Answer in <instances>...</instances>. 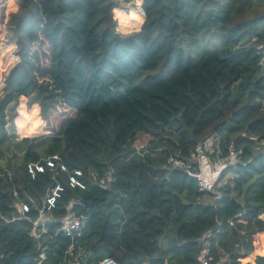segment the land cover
<instances>
[{"label":"trees","instance_id":"16d2710c","mask_svg":"<svg viewBox=\"0 0 264 264\" xmlns=\"http://www.w3.org/2000/svg\"><path fill=\"white\" fill-rule=\"evenodd\" d=\"M138 1L128 35L119 0H18L10 14L0 264H200L204 249L210 264H264V0ZM25 97L43 119L56 105L75 114L17 139L6 129ZM230 146L217 195L199 190L196 166L170 163ZM71 214L79 236L62 231Z\"/></svg>","mask_w":264,"mask_h":264},{"label":"rangeland","instance_id":"374dc122","mask_svg":"<svg viewBox=\"0 0 264 264\" xmlns=\"http://www.w3.org/2000/svg\"><path fill=\"white\" fill-rule=\"evenodd\" d=\"M10 1L11 0H0V85L11 67L17 61V56L15 55L16 47L11 40V32L9 29L10 27L8 24V20L10 14L16 12L18 10V8L16 7L19 6L18 0H12L15 3L14 10H12ZM138 2V0H119V6L112 10L113 18L117 23L116 31L118 33L122 35H128L139 30L138 26L142 21L143 13ZM34 102H31L28 97L21 98L18 101V104L14 111L15 116L12 117L10 124L7 123L8 128L6 130L8 134H11V131L9 130L11 125L15 129L14 136L17 139H21L25 136L33 137L41 135L43 133L53 132L54 129H57L59 123L62 120L75 114L74 110L68 109L63 105H56V107L51 110L49 117L47 119H43L38 115V104ZM147 139L148 138L145 136L138 137L136 147L144 145ZM211 143L212 139L206 142L205 151L207 154L215 156L214 152L212 151ZM210 160L212 159L210 158ZM213 160L217 161L215 157L213 158ZM232 177H234V175L232 173H228L222 179L221 183L228 181ZM216 179L217 177L214 179V182L216 181ZM215 194L217 195L216 192ZM215 194H213L211 197H207L205 201L212 202L213 199H215ZM263 237V235L262 237H258V239L260 240V245H263ZM255 254L257 253L255 252ZM243 263L246 264L247 262Z\"/></svg>","mask_w":264,"mask_h":264},{"label":"built area","instance_id":"2783aa9c","mask_svg":"<svg viewBox=\"0 0 264 264\" xmlns=\"http://www.w3.org/2000/svg\"><path fill=\"white\" fill-rule=\"evenodd\" d=\"M257 52L262 53L264 55V48L257 47ZM260 146L264 147V140L260 142ZM212 147V143H211ZM212 151L214 152V148L212 147ZM229 155L227 158L223 160H210L207 157H205L200 151H194L190 154V159L189 163H182L180 161H176L174 159H170V163H172L175 166L178 167H184L186 169L191 168V164L196 166V172L194 174V177L197 181V185L199 190L204 191V192H214V179L222 169L223 165L226 162L231 161V164L235 163L236 159V154L232 146L228 148ZM209 155V154H208ZM72 182H74L72 180ZM54 201V198H51L48 200L49 205L51 206ZM24 209L26 207L24 206ZM43 219H40L39 222L42 224ZM80 228H81V221L78 219L77 216L74 214H71L69 218L67 219L66 222H64L62 226V231L65 233L66 236L68 237H74V236H79L80 235ZM198 261L200 264H210L209 263V258H207V250L204 249L201 251V253L198 256ZM98 264H115L112 259L106 258L100 261Z\"/></svg>","mask_w":264,"mask_h":264},{"label":"crops","instance_id":"0c3cea01","mask_svg":"<svg viewBox=\"0 0 264 264\" xmlns=\"http://www.w3.org/2000/svg\"><path fill=\"white\" fill-rule=\"evenodd\" d=\"M16 8H18V7H16ZM16 10V9H15Z\"/></svg>","mask_w":264,"mask_h":264}]
</instances>
